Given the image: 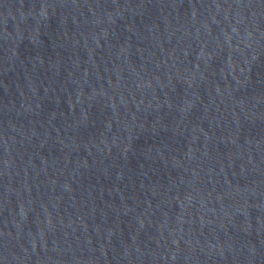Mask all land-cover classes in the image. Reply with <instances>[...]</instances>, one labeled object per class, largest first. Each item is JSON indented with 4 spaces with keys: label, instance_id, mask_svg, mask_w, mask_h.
<instances>
[{
    "label": "water",
    "instance_id": "95a60500",
    "mask_svg": "<svg viewBox=\"0 0 264 264\" xmlns=\"http://www.w3.org/2000/svg\"><path fill=\"white\" fill-rule=\"evenodd\" d=\"M0 264H264V0H0Z\"/></svg>",
    "mask_w": 264,
    "mask_h": 264
}]
</instances>
